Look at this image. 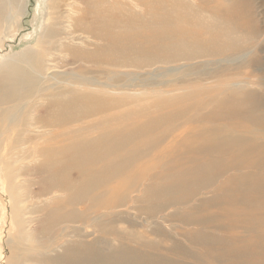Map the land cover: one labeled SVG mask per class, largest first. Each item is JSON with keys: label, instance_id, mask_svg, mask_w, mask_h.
Masks as SVG:
<instances>
[{"label": "rangeland", "instance_id": "1", "mask_svg": "<svg viewBox=\"0 0 264 264\" xmlns=\"http://www.w3.org/2000/svg\"><path fill=\"white\" fill-rule=\"evenodd\" d=\"M22 2L0 25V264L225 254L197 241L235 234L215 202L264 165L263 131L222 130L231 89L264 100V0ZM198 162L219 180L155 197Z\"/></svg>", "mask_w": 264, "mask_h": 264}, {"label": "bare ground", "instance_id": "2", "mask_svg": "<svg viewBox=\"0 0 264 264\" xmlns=\"http://www.w3.org/2000/svg\"><path fill=\"white\" fill-rule=\"evenodd\" d=\"M22 1L23 0H0V18H1L0 25L9 24L11 26V29L12 27H14L18 18L23 15V9H22L23 2ZM227 103L228 105H230L225 110V112H228L226 114L228 118L226 119L224 117L221 120L224 121L226 119L229 122L225 123L224 121V126L222 128L223 131L231 130V131L238 132V131H241L242 129L246 130L245 125H242L240 123H234V121L237 120L236 118H238V120H241L242 122L247 121L251 123L252 125H254L255 130L257 132L258 131L264 132V100H260L259 98L254 97L251 94L245 93L242 87L240 88L235 87V89H231V93L227 98ZM259 140L264 142V136H261ZM145 147L148 148V146H145ZM87 154L88 155L93 154V150L88 149ZM125 155H124V158L126 157ZM130 158H132V156ZM85 162H89V161L85 160ZM207 166H209V163L205 164L203 162L201 163L198 162L196 164H193L190 168L187 169L188 171L185 172L186 175L181 174L179 176H176V179L174 180L173 184H171V186L167 189V191H164V192L155 191L154 193L153 192L152 193L155 194L156 198H159L158 196H161V194L167 195L169 191L170 193L168 195H170L180 190L181 187H185V186L188 187L191 184L193 185V184L199 183L201 184L200 185L201 187L209 186L210 184H213L216 179H218V176L210 174L209 171H207L206 169ZM244 168L245 169L249 168L250 170L248 172H244V171L242 172V170L240 172H237L238 174L235 177L230 178L225 182V184L223 185V190H222L223 194H222L221 199H224L225 197H230V198L238 197V200L233 204H230L229 202L221 201L220 199H217V201L215 202L216 205L223 206L225 208L226 214L229 213L230 215L228 217H225L223 215V217L226 220L233 222V220L231 219H233V217L235 216L236 222L239 223L240 227H235L236 232L235 234L231 235L229 239H223L225 237H223L222 239H216L218 237H214L211 234L209 235L206 232L205 233L201 232L198 235L199 240L197 242H200V244L202 242L203 245H206L211 251L220 250L221 252L224 251L225 254H228V255H225L223 253L220 256L217 254H211V253L206 254V255L192 254L186 251V253H184L182 256H174L169 259L160 258L159 259L160 261H155L158 259H149V257L145 258L142 256H137L135 254H129L130 257H128V259L126 260L119 259L118 264H122V263H125V264H144V263H148V264H264V165L259 166L256 164L253 165V164L247 163L244 165ZM192 175L193 177L190 178V176ZM196 175H199L201 178H203L202 179L203 182L199 181V178H195ZM207 178H209L208 181H207ZM202 211H206V210L202 209ZM220 216H222V214L220 213H210V214H206L205 218L199 219L198 222H195L194 217H193L194 221L193 220L192 221L190 220V221L191 223L195 222V223H199L200 225H203V224L215 225L221 222ZM240 229L245 230V232L243 233L245 235L243 237H240L241 236L239 232ZM192 241H194V239ZM192 243L195 244V242H192ZM181 247L182 246L180 244H176L174 249L175 251L180 253V250L183 249V247L182 248ZM81 248H83V250H86L88 252L84 253L83 256H81L82 261H79V263L103 264L105 260L108 261V259L103 258L104 257L102 256L103 252L96 249V246L94 245L90 247L77 246V249H81ZM70 251H72V249L67 250V252H70ZM80 251L81 250H78L77 252H80ZM147 260H152V261H147ZM76 263L77 262H75V264Z\"/></svg>", "mask_w": 264, "mask_h": 264}]
</instances>
